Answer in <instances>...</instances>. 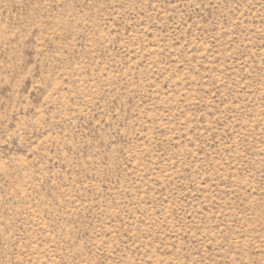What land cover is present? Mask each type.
I'll list each match as a JSON object with an SVG mask.
<instances>
[{
  "label": "rangeland",
  "instance_id": "rangeland-1",
  "mask_svg": "<svg viewBox=\"0 0 264 264\" xmlns=\"http://www.w3.org/2000/svg\"><path fill=\"white\" fill-rule=\"evenodd\" d=\"M0 264H264V0H0Z\"/></svg>",
  "mask_w": 264,
  "mask_h": 264
}]
</instances>
